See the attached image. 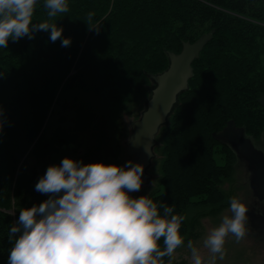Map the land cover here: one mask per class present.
Masks as SVG:
<instances>
[{"label":"trees","instance_id":"trees-1","mask_svg":"<svg viewBox=\"0 0 264 264\" xmlns=\"http://www.w3.org/2000/svg\"><path fill=\"white\" fill-rule=\"evenodd\" d=\"M37 0L33 22L47 20ZM50 22L63 28L0 48V264H7L11 224L21 208L48 199L35 185L50 165L70 157L85 164H122L128 128L139 119L155 75L213 31L154 145L160 177L148 193L186 217L181 233L200 235L201 220L230 206L239 158L214 133L230 120L255 144L264 135V0H68ZM93 12L89 29L87 15ZM71 38L68 47L62 39ZM219 154L224 160L220 164ZM152 163V162H151ZM140 195V196H142ZM162 243V242H161ZM167 259V258H165ZM173 264H183L173 259Z\"/></svg>","mask_w":264,"mask_h":264},{"label":"clouds","instance_id":"clouds-1","mask_svg":"<svg viewBox=\"0 0 264 264\" xmlns=\"http://www.w3.org/2000/svg\"><path fill=\"white\" fill-rule=\"evenodd\" d=\"M43 7L48 19L33 22L37 0H0V48L7 49L9 40L33 39L38 31H50L53 43L61 39L63 28L50 21L69 11L68 0H44ZM94 15L89 12L86 23L98 31ZM70 44L71 38L62 39V47ZM3 125L0 108V131ZM143 173V164L131 160L121 166L65 157L50 165L35 185L48 199L21 208L11 224L7 264H173L176 250L185 246L186 217L148 195H131L140 191ZM229 203L230 215L203 239L207 259L187 240L191 264H216L230 235L237 242L248 235V206L236 196Z\"/></svg>","mask_w":264,"mask_h":264},{"label":"water","instance_id":"water-1","mask_svg":"<svg viewBox=\"0 0 264 264\" xmlns=\"http://www.w3.org/2000/svg\"><path fill=\"white\" fill-rule=\"evenodd\" d=\"M212 36L213 31L207 32L192 43L184 42L180 53L168 52V68L154 76L156 85L141 117L132 123V134L126 142V151L129 156H133V164L141 163L144 166L143 182L149 178L147 171L155 156L154 145L160 127L167 122L179 95L188 89L189 80L193 76L192 64ZM259 101L264 106V94ZM214 136L221 142L229 143L239 160L245 162L250 172L253 195L264 200V151L247 136L243 127L237 126L232 120L215 132Z\"/></svg>","mask_w":264,"mask_h":264},{"label":"rangeland","instance_id":"rangeland-1","mask_svg":"<svg viewBox=\"0 0 264 264\" xmlns=\"http://www.w3.org/2000/svg\"><path fill=\"white\" fill-rule=\"evenodd\" d=\"M136 117L137 115L134 114L124 116V120L128 128V136L125 140L126 142L130 139L132 134V123L135 121ZM256 146L264 151V142L258 143ZM215 156L220 164L224 163V160L219 154H216ZM132 158L133 156H129L125 149L122 156L121 166L125 165ZM147 172L149 174V178L146 182H143L140 191L131 193L133 197H139L140 195L148 193L156 188L160 177L159 162L157 159L152 161ZM224 186L229 190V193L232 192L234 196L241 198V200L248 206L249 211L247 215L249 218V232L248 235L240 242H237L235 237L230 235L226 239L224 246V259H217L216 264H264V235L260 234L258 230H256V227L252 223L251 216L249 215L254 195L250 186V172L247 170L244 161H238L232 180L227 184H224ZM229 207L223 209L215 215L204 217L201 220L202 224L200 227V235L194 240V243L201 248L205 259L208 258L209 253L206 249H203V239L206 237L211 228L219 225L223 215H230ZM175 258L182 261L183 264H191L190 253L186 245L176 250Z\"/></svg>","mask_w":264,"mask_h":264},{"label":"flooded vegetation","instance_id":"flooded-vegetation-1","mask_svg":"<svg viewBox=\"0 0 264 264\" xmlns=\"http://www.w3.org/2000/svg\"><path fill=\"white\" fill-rule=\"evenodd\" d=\"M262 142H264V135L261 139V143ZM249 215L251 216L252 223L256 227V230L264 235V200L254 197Z\"/></svg>","mask_w":264,"mask_h":264}]
</instances>
